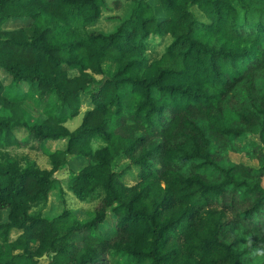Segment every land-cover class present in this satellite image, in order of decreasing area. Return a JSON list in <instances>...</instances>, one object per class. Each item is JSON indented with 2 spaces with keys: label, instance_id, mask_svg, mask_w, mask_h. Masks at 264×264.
<instances>
[{
  "label": "trees",
  "instance_id": "16d2710c",
  "mask_svg": "<svg viewBox=\"0 0 264 264\" xmlns=\"http://www.w3.org/2000/svg\"><path fill=\"white\" fill-rule=\"evenodd\" d=\"M131 1L102 31L85 27L106 0H0V150L36 148L50 164L0 153V264H264V151L230 142L251 131L264 144V0ZM150 35L170 37L152 60ZM62 168L94 200L86 219L65 206ZM51 189L58 209L28 213Z\"/></svg>",
  "mask_w": 264,
  "mask_h": 264
},
{
  "label": "rangeland",
  "instance_id": "374dc122",
  "mask_svg": "<svg viewBox=\"0 0 264 264\" xmlns=\"http://www.w3.org/2000/svg\"><path fill=\"white\" fill-rule=\"evenodd\" d=\"M113 1L116 0H106L107 6H109V9H104L103 13L99 18H97L95 21L89 23L86 25V29L89 28H96L100 29L102 31H107L112 28L113 26V19L106 18L108 15H113V14H118L121 16L127 15L128 12L130 11L132 1L131 0H118L116 4L113 3ZM152 4H155V1L149 0ZM158 10V8H156ZM24 21H19V20H12L10 25L15 26L20 23H23ZM170 40V37L168 35L164 36H158V35H150L148 38L149 41V46L147 49V57L148 60H152L153 58L157 57L160 52L162 51L163 47L166 45V43ZM101 67L103 70H108L109 68V62L104 60L101 63ZM99 77V76H97ZM29 99H27L24 103V113L28 117H33L34 115L37 114L38 108L36 105V101H34V97H31L29 93ZM86 106L85 102H82L80 107H79V112L72 116V117H67L63 124L68 128L72 129L74 128L80 121L81 114ZM223 117L225 123H229L230 121L235 119V114L231 112L229 109L224 108L222 110ZM237 141L239 144H242L244 142H253L259 145L262 151H264V144H262L258 140V136L256 133L251 132V131H246L245 134L241 137H235L230 140V142ZM61 142H55L54 145L59 146ZM102 141L98 138H93L90 142L91 148H96L100 146ZM53 145V144H52ZM215 146L212 148L214 149ZM0 153L2 156H9L10 158L16 159L20 164H23L24 159H30L32 160L35 165L39 168H49L50 164L48 162V159L46 155L36 149V148H30L27 146H21V147H9L5 148L3 150H0ZM0 154V155H1ZM223 155L226 157V159L230 162H241L244 164H248L251 166H256V159L252 154L244 148L240 149H234V148H226L223 152ZM81 163L80 160H71L69 161L68 165L71 168H77ZM66 175H67V169L62 168L55 170L53 172V178L58 179L59 184L62 186L63 189V198H64V203L65 206L69 209H72L75 212V215L78 219H86L89 217L90 212L92 211V206L94 204V200L91 198H86L84 200H79L77 199L69 189L66 188ZM134 177V172H126L123 175V180L125 182L131 183L133 181ZM258 178L261 182V184L264 186V175H259L255 176ZM49 197L47 200L43 201L42 199H38L30 204V207L28 209V213L30 214H35L37 212L50 215L52 212L58 209L59 204L57 205V197H58V192L55 189H51L49 192ZM57 205V206H56ZM110 224V216L106 217L105 222L103 225H101V228L104 229L106 226ZM19 230L17 229H11L9 231V237L15 236ZM242 235H246L244 232L245 230L242 229ZM257 235V234H256ZM41 264V263H40ZM109 264H123L121 261L120 257L118 255H111L109 259Z\"/></svg>",
  "mask_w": 264,
  "mask_h": 264
}]
</instances>
